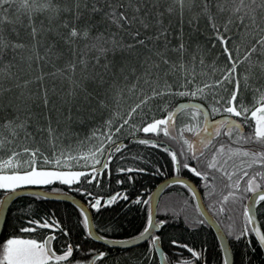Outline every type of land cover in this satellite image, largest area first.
I'll use <instances>...</instances> for the list:
<instances>
[{
    "label": "snow or ice",
    "instance_id": "snow-or-ice-1",
    "mask_svg": "<svg viewBox=\"0 0 264 264\" xmlns=\"http://www.w3.org/2000/svg\"><path fill=\"white\" fill-rule=\"evenodd\" d=\"M143 164L196 203L176 212L143 186L147 199L111 191ZM30 186L72 200L76 222L30 210L0 235V264H105L90 241L145 242L128 264H209L205 244L165 236L169 213L193 232L215 226L219 264H237L226 240L252 264L264 250V0H0V209ZM120 199L144 208L142 227L107 239L92 212Z\"/></svg>",
    "mask_w": 264,
    "mask_h": 264
},
{
    "label": "trees",
    "instance_id": "trees-1",
    "mask_svg": "<svg viewBox=\"0 0 264 264\" xmlns=\"http://www.w3.org/2000/svg\"><path fill=\"white\" fill-rule=\"evenodd\" d=\"M79 132L81 135L86 134L87 126L81 127ZM125 143H128V141L125 140ZM128 152L132 154H142L146 160L151 159L153 162L159 161L161 164H163L166 159L165 155L159 152V150L146 148L145 146L140 145L129 144ZM118 163L120 162L118 161ZM123 163L131 166L133 161L128 159ZM139 166H145L149 171L145 173H134L135 182L133 185L125 184L121 187L116 185L115 180L113 179L111 191H121L123 188H127L130 194V199H134L137 194L144 195V193L140 191L141 186H143V189L147 190L148 195H150L153 188L159 182L168 178L167 175H153L151 164H143ZM166 167L167 166L165 165V168ZM118 178H124V175L120 174ZM56 186L67 191L66 186L59 185L58 183ZM44 190L50 191V189L47 188ZM69 195L80 201L84 199L80 193L69 192ZM148 195H144V198L147 199ZM183 199H188L190 204H195L194 200H191L190 195L185 189L181 186L170 185L163 191L159 200L162 206H168L170 209H175L176 212H180V201ZM126 204L127 202L120 199L113 205L104 206L98 213L95 211L92 212L93 223L97 225V230H99L100 226L112 225L113 231L107 233V239H128L129 237L136 235L138 230L141 229L142 220L145 215L144 208L137 205L126 206ZM30 210L39 212L40 214L54 212L57 218L61 220L67 219L71 224H75L77 219V212L74 209V206L70 204L48 201L42 198L37 199L29 195L21 196L15 199L8 208L0 235H6L9 233L12 230L13 225L20 223L21 219L24 218ZM165 215L166 214L163 212L157 213L158 218H165ZM167 218L169 221L168 226L163 228L165 236H178L181 239L186 240L189 244L197 247L202 243L205 244L207 247L209 264H219V259L222 257V253L213 232L207 227V225L203 226L199 231L193 232L191 230H186L183 213H181L176 219H172L171 213H169L167 214ZM99 234L104 235L105 233L100 232ZM253 244H255L254 238ZM90 245L100 248V250L110 252L105 264H117V261H119V264H128L129 261L138 259L146 248L145 242L129 249L107 248L93 241H90ZM228 245L230 250L233 248L236 249L235 259L237 264H239V253L243 250V243L241 242L240 244L234 245L228 242ZM257 251L258 254L251 257L252 264H264V256L261 249H257ZM218 254H220L219 257ZM154 264H158L157 258H155Z\"/></svg>",
    "mask_w": 264,
    "mask_h": 264
},
{
    "label": "water",
    "instance_id": "water-1",
    "mask_svg": "<svg viewBox=\"0 0 264 264\" xmlns=\"http://www.w3.org/2000/svg\"><path fill=\"white\" fill-rule=\"evenodd\" d=\"M168 179V178H167ZM167 179H164L162 180L161 182H159L152 190L151 194L152 196H158V198L160 199L163 191L168 187L170 186V184H168L166 186V181ZM41 189L40 188H37V187H29L25 192L23 193H20L18 195V197H21V196H26V195H29L31 196L29 193L31 191H40ZM71 196V195H69ZM18 197L14 198L13 200L9 201V204L3 208V209H0V234H1V231H2V228H3V224H4V221H5V217H6V213L8 211V208L10 207L11 203L17 199ZM42 199H45L44 197H41ZM76 199V198H75ZM45 200H48V201H53V202H61V203H67V204H70L73 206V203H72V200L70 199H67L65 197H59V198H55V197H48L47 199ZM77 201H80L78 199H76ZM196 203V201H194ZM207 227H209L211 229V231L213 232L215 238L217 236V233H216V228L215 226H212V225H207ZM217 242H218V245L220 247V241L218 239H216ZM97 244H100L102 246H105L107 248H116V249H129V248H133V247H136V246H139L141 244H143L144 242L143 241H138L136 242L134 245H117V246H113V245H105L103 241H93ZM224 243L229 247L228 245V241H224ZM230 249V247H229ZM221 250V248H220ZM262 251V254L264 256V250H261ZM221 253H222V250H221ZM157 258V261H158V264H159V257H156Z\"/></svg>",
    "mask_w": 264,
    "mask_h": 264
},
{
    "label": "rangeland",
    "instance_id": "rangeland-1",
    "mask_svg": "<svg viewBox=\"0 0 264 264\" xmlns=\"http://www.w3.org/2000/svg\"><path fill=\"white\" fill-rule=\"evenodd\" d=\"M30 187H37V186H30Z\"/></svg>",
    "mask_w": 264,
    "mask_h": 264
}]
</instances>
